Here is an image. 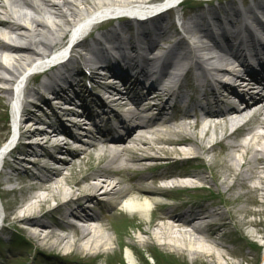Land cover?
Wrapping results in <instances>:
<instances>
[{
  "label": "bare ground",
  "instance_id": "bare-ground-1",
  "mask_svg": "<svg viewBox=\"0 0 264 264\" xmlns=\"http://www.w3.org/2000/svg\"><path fill=\"white\" fill-rule=\"evenodd\" d=\"M138 2L139 0H0V16L12 20L11 23H7L0 19V27L6 30L0 31V55L7 51L4 40L17 42L21 46L15 49L17 58L13 59L11 69L5 67L0 57V72L7 73L10 77L5 78L0 73V85L14 84L17 74H21L33 64L32 58L36 51L42 49L49 51L52 50L51 47H60L72 21L75 24L74 34H77L85 26L83 20L90 17L89 13L93 12L98 18L107 10L123 8L134 10L136 6H142ZM145 4L152 3L147 0ZM249 9V12H252V9ZM235 12L240 13L241 10L236 9ZM163 17L156 20V26L160 31V35L159 33L156 35L158 37L162 35L161 42L169 41L174 34ZM21 21L24 24H20ZM48 21L52 22V27L48 25ZM129 30V24L116 25L114 30L103 35V39L106 42L122 39L123 43L128 41L139 43L146 40L150 42L152 38L149 33L144 34L142 38L134 36L124 38L127 37L125 34ZM184 32L191 36L192 45L183 38L172 47V50L184 52L180 53L181 66L184 64L191 67L189 63L199 64L201 61L199 67L190 70L200 72L195 77V84H188V87L196 91L194 98L190 99L187 94L180 91L181 86L179 89L175 86L165 88L156 84L151 86L150 91L155 92L146 96L141 103H137V111L129 113L130 120L125 122L131 147L119 149V145L124 143L123 140L111 143L105 140L102 146V151L105 153L91 173L83 172L82 181L65 176L64 168L68 165L73 166L72 161L61 162L60 164L65 167L56 171L35 163L33 165L35 172L25 171L20 174L21 171L13 170L6 175V184H13L16 181L20 183L22 187L19 191L29 189L38 192L33 196L36 203L29 205L23 216L16 215L13 223V227L19 229L36 249L48 250V253L56 252L58 256L61 255L60 250L85 257L111 252L114 247L110 237L105 236L103 231L110 229L108 218H114L117 214L93 213L94 208L101 206L112 210L126 209L129 213L136 212L129 217L128 225L149 240L138 239L128 244L131 249H129L130 253H127V258L131 264L135 261L136 252H139V245L154 243L158 235L164 239V247H172L180 251L183 256L189 255L197 264H219L220 258L225 259L230 255L231 251L223 241L224 235H221V232L229 228L233 222L238 226L240 233L243 232L242 227H255L256 233L264 238V221L254 222L247 219L258 214L251 210L248 204L256 203L264 206V99L249 94L256 86L253 81L245 79L241 74L243 69L240 66L242 63L240 59L244 51H234L218 43L207 44L208 37L201 32L200 24L196 26L185 24ZM230 40L236 41L238 49L241 46L247 47L251 42L234 37ZM96 44H100L99 39L95 40ZM155 44L156 42L152 45ZM95 45L84 44L82 47L88 54L99 57L100 50ZM128 48L124 49L125 59L131 56ZM167 57L170 55L166 52L157 60L137 63L136 68L145 73L150 68L157 67L161 63L160 60ZM207 62L218 64L220 68L207 73L205 71ZM261 69L264 74V65ZM76 75V70L70 66L63 68L54 72L50 79L42 84V88L45 91H54V96L62 98L74 89V85L70 82ZM217 75H223L231 81V84L224 85V88L231 96L236 95L241 99L240 108L226 102L224 104L222 97L214 91L212 82L218 83ZM93 76L95 79L98 78V71H95ZM258 80L264 82V77L261 78L258 74ZM132 85L139 86L137 83ZM19 87L21 88V83ZM33 92L34 90H28L29 95ZM4 93L10 92L0 86V94ZM127 94L129 95V91ZM22 95L19 94L16 106L22 104ZM35 96L41 94L37 92ZM152 96L155 103L150 104L149 98ZM247 98H250V102ZM122 99L125 98L113 99L111 103L116 106L118 102H122L121 104L127 107L128 98ZM128 100L138 101L136 95ZM172 100H175L176 104L168 108ZM187 100L192 101L194 107H184L183 103H187ZM0 101L4 106L2 97ZM233 102L238 103L237 100ZM142 103H146V109H139ZM158 103L162 104L160 109ZM155 109L159 112L153 113ZM37 112L38 110L35 109L24 111L23 119L26 122L22 124L25 125L28 120H32L33 126L37 127L42 123L37 117ZM251 115L253 116L249 121L243 122ZM202 116L208 117L210 123L204 124ZM190 120H194V124L190 122L188 124L187 121ZM61 121L59 118L58 123ZM73 127L79 130L81 124L78 123ZM236 127L238 128L234 132L230 131V128ZM49 128L53 130L51 134L47 130L36 129L25 132V137L38 141L30 145L31 152H28L27 148L22 152L42 160L52 157L53 153L47 147L50 140L60 135L78 139L69 129L60 128L53 122H50ZM211 132H213L212 136ZM242 135L245 141H238ZM211 140L213 144L210 146L208 144ZM70 143L71 140L66 139L58 142L54 149L56 152L69 154L71 150L67 147ZM92 146L95 147L94 144ZM207 156H212L209 162L206 161ZM180 162L191 166L181 168L178 166ZM170 169L173 171H169ZM131 173L133 177H128ZM170 179L174 180L172 184L175 191L206 189L218 199L211 207L202 202H186L179 207L158 206L161 200L154 196V193L170 192L171 188L156 190L149 184L157 180ZM63 182L69 187V193L64 191ZM3 184L4 182H0V186ZM221 188L223 191L220 190ZM10 192H17V189L6 190L4 194ZM101 198H107L108 204L102 203ZM52 202L57 203L56 211L63 219L72 218L80 221L82 225L68 227L56 221L54 211L43 212ZM36 207L40 209L38 212L35 211ZM149 216V220H145ZM240 216L243 218L240 219ZM66 231H70V234L59 233ZM238 237L239 239H235L236 242L242 243L241 241L246 240L242 235ZM247 245L252 249L257 248L253 243ZM122 246L119 244L121 249ZM262 264H264V249Z\"/></svg>",
  "mask_w": 264,
  "mask_h": 264
},
{
  "label": "rangeland",
  "instance_id": "rangeland-1",
  "mask_svg": "<svg viewBox=\"0 0 264 264\" xmlns=\"http://www.w3.org/2000/svg\"><path fill=\"white\" fill-rule=\"evenodd\" d=\"M222 15H223V12H222ZM190 20H186V22H190ZM178 33L181 34V32L176 31L175 40L180 39V36ZM77 81H79V79H77ZM81 85H82V83H81ZM83 86L85 87L84 83H83ZM80 87H82V86L79 85V88L76 87V89L79 91ZM33 88L38 89L39 88L38 84H36ZM44 96L49 97V95H44ZM53 105H54L53 103L50 105L48 103H45V104L40 103L39 113H37V116L42 118L43 120H47L48 117L49 116L51 117L53 114ZM2 109L3 108L0 107V140H1V137L3 136V134L5 133L4 123L2 121V118H3V110ZM45 128H48V127H45ZM89 131L95 133V129H94V126L92 124L85 125L81 131H75L74 130V132L76 134L77 133H84L85 134L83 137H80L82 139V142L80 141L76 145H74V146H77L76 148L80 149V148L86 147V144L83 142L84 141L83 138H85V137L89 138ZM212 133L213 132H211V136L213 135ZM96 137H97L96 141H93L90 138L87 139V141L89 143L98 142L100 136L96 135ZM238 140L239 141H245V139H243V137L239 138ZM28 150L29 149H27V151ZM99 150L100 149L90 150V152H91L90 155L81 156L75 162L72 163L73 166H71V165L66 166L65 167V169H66L65 174L69 178L75 179V178H78V176H80L83 172L91 171V169L94 168L95 165H97V163H98L97 158L100 155ZM66 158L69 160L72 159L71 157H66ZM17 159L24 161L22 163V165L19 166L20 171H23V170L34 171V169H35V168H33L34 159L32 157L28 156V154L27 155H21V154L16 155V159L14 160V162H11L12 167H13V165L15 166V164L17 165V163H19V161ZM209 159H211V158L209 157L208 160ZM44 163L49 165L50 163H52V160H45ZM4 179H5V177L2 178V180H4ZM12 187L18 188L19 185L13 184L12 186H5L4 190L10 189ZM62 187L66 193L67 192L69 193V188L64 182H63ZM220 190L223 191L222 188ZM30 197H31V193H25V194L18 193V194H13V195L9 194L7 196L2 195V202L4 205L5 214L8 218L12 219L11 221L13 223H14L13 220L17 214L16 212L26 205V203ZM199 197L200 196H198L196 198L195 197H189V198L184 199L183 201L199 202V200H200ZM208 202H210V201H208ZM50 204L51 205H49V206L53 207L55 205V202H52ZM205 204L209 205L210 203H205ZM49 206H47V208ZM248 207L251 210L258 213L257 215L249 216L247 218L249 221H254V222L264 221V214H263L264 213L263 212L264 206H261V204H256V203L252 204L251 203V204H248ZM36 208L37 209L35 211L38 212V210H40V209H39V207H36ZM259 212H261V213H259ZM149 218H150V216L148 218H145V220L148 221ZM242 218H243V216H240V219H242ZM12 222H8L7 224H5V226H4L5 232H3L0 235V244L4 243L6 245V243H9V242L11 244L10 249L6 248V246H3V247L0 246V264H45V261H50L49 259L40 257L41 254H39V253H41V252H39V250L36 251L35 249H33V247L27 248L26 252L22 250V248L20 246L21 245L20 239H23V237L16 229L12 228ZM235 224L236 223H234V222L231 223V226L229 228L223 229L221 232V235H224L223 241L225 242V244L227 245V247L231 251L230 256L233 255V256H235V258H230L229 256H227L225 259L220 258L219 264H244V261H247V260H245L244 257H250V258L253 257V259L256 260V259H258V257L261 254L260 249H252L247 245L248 243H252L255 241V239H254L255 236L260 235V234L256 233L257 229L255 227H250V226L249 227H242L243 232L240 233V232H238L239 228ZM21 226H23V225H21ZM6 228L9 230V235L6 234ZM263 228H264V226H263ZM155 232H157V231H155ZM66 234H68V233H66ZM103 234L105 236L110 237L112 246L114 248H116L117 246L119 247V243L123 245L122 249L119 247L123 255H125L126 252H128L126 247H128V244H131L133 242V240H138V239L144 240V241L149 240L146 236L144 237V236L139 235V233H137L135 230H132L131 227L129 228L127 226L123 227L122 233H120L117 230H115V231L110 230V231H103ZM239 235L244 236L246 238V240L241 241L242 243L236 242L235 239L236 238L239 239V237H238ZM9 236H10V238H9ZM158 236L160 237V235H158ZM159 237L157 238L158 239L157 241H154V243L151 242V243H148L145 245H139V252H136V256H135L136 260H135L134 264H143V262L147 263L148 260H146V259H149L150 264H152L153 260L151 258H148V256H149L148 252H150L153 249L152 247L154 245L158 246L159 251H162L165 254H169L170 257L174 258L177 261V263L180 262V264H184V263L185 264H193V261H195V260H193V258H191L189 255L183 256L180 251H176L172 247H167V248L164 247L163 244L165 241H164V239H161V237L160 238ZM11 239H14L16 241L11 242L10 241ZM150 244H153V246H149ZM50 251H56V250H50ZM11 252L12 253L14 252V254H11ZM42 252H48V250L47 251L43 250ZM59 252L62 255L61 256L62 258L60 257L61 259L58 261L59 263L76 264V263H73V262H70L67 260L66 254L69 252L62 251V250H60ZM15 253H17V254L20 253L21 255H24L25 256L24 259L16 258L17 254L15 255ZM83 256L84 255L75 254L73 257H75L76 260L77 259L81 260V259L85 258V256H84V258H83ZM68 259H71V258H68ZM181 262H183V263H181ZM84 264H88V263L85 262ZM211 264H213V263H211ZM248 264H256V262H250Z\"/></svg>",
  "mask_w": 264,
  "mask_h": 264
}]
</instances>
